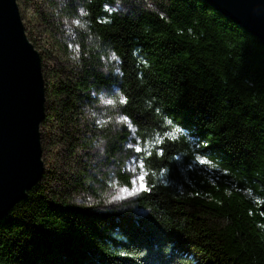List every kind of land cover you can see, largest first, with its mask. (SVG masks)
<instances>
[{"label": "trees", "instance_id": "obj_1", "mask_svg": "<svg viewBox=\"0 0 264 264\" xmlns=\"http://www.w3.org/2000/svg\"><path fill=\"white\" fill-rule=\"evenodd\" d=\"M48 1L75 56L44 75L42 140L77 154L106 87L151 190L142 213L70 204L48 165L0 219V264H264V43L205 0Z\"/></svg>", "mask_w": 264, "mask_h": 264}, {"label": "rangeland", "instance_id": "obj_2", "mask_svg": "<svg viewBox=\"0 0 264 264\" xmlns=\"http://www.w3.org/2000/svg\"><path fill=\"white\" fill-rule=\"evenodd\" d=\"M141 1L150 6H158L157 0ZM18 3L27 34L41 53L44 75L50 79L54 68L69 65L75 56V46L71 41H68L69 49L60 42L61 39H69L64 35V32L70 31L68 19L62 17L64 28L56 26L59 15L48 0H18ZM115 7L124 9L125 0L118 1ZM102 59L105 65L101 69L105 72L115 68L117 61L113 55L103 56ZM114 70L116 72L117 69ZM93 95L99 98L95 101L96 110L94 106L85 107L82 115L89 118V124L95 130L88 131L83 139L77 141V154L69 153L67 146L61 145L59 141H43L46 166L53 164L54 174L58 176L57 180L52 182L54 194L59 201L90 206L102 211L132 209L142 213L144 210L136 201L141 191L133 192V189L140 188L141 181L138 177L145 173L135 155L137 144L132 139L133 125L129 119L122 120L124 115L119 112L106 115L109 111L105 113L106 109L97 108L114 104L108 88L94 91ZM109 100L112 103H107ZM110 123H114V126L108 127ZM104 130H107V133ZM124 133H127L126 137L119 136ZM120 171L131 175V184L122 181ZM133 180H136L135 185ZM143 183L145 184L144 181ZM124 189L133 194L129 195Z\"/></svg>", "mask_w": 264, "mask_h": 264}, {"label": "water", "instance_id": "obj_3", "mask_svg": "<svg viewBox=\"0 0 264 264\" xmlns=\"http://www.w3.org/2000/svg\"><path fill=\"white\" fill-rule=\"evenodd\" d=\"M264 43V0H205ZM46 84L18 0H0V219L44 176Z\"/></svg>", "mask_w": 264, "mask_h": 264}, {"label": "snow or ice", "instance_id": "obj_4", "mask_svg": "<svg viewBox=\"0 0 264 264\" xmlns=\"http://www.w3.org/2000/svg\"><path fill=\"white\" fill-rule=\"evenodd\" d=\"M127 101H126V98H121V103H126ZM107 103H112V101L111 100H109V101H107ZM122 120H124V121H127L128 120V117L127 116H124V117H122L121 118ZM172 122H175L174 121V119H173V121ZM136 151L137 152H141L142 151V149L141 148H139V147H137L136 148ZM162 154V153H161ZM178 159V158H177ZM199 163L200 164H207L208 163V161H206V160H204V159H200L199 160ZM141 167H143V165L141 164ZM166 171H171L170 169H166ZM138 179L141 181V185H140V188L139 189H133V192L134 191H137V190H139V191H150L151 189L148 187V185L147 184H144L143 183V181H144V179H145V175H140L139 177H138ZM132 183H133V185H135L136 184V180H133L132 181ZM124 191L125 192H128V189H124ZM133 192H128V194L129 195H132L133 194ZM117 199H119L120 197H116Z\"/></svg>", "mask_w": 264, "mask_h": 264}]
</instances>
